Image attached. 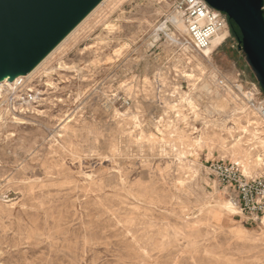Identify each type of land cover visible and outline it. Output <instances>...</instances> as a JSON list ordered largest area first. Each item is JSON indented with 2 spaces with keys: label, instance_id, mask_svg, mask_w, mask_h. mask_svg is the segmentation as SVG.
<instances>
[{
  "label": "rangeland",
  "instance_id": "rangeland-1",
  "mask_svg": "<svg viewBox=\"0 0 264 264\" xmlns=\"http://www.w3.org/2000/svg\"><path fill=\"white\" fill-rule=\"evenodd\" d=\"M147 1L151 3L149 4ZM155 1L110 0L37 73H35L29 80H24L20 87H15L14 85L11 87V84L17 79L23 80V78H25L27 74L20 76L13 81L9 80V77L4 81H0V86H3L4 84L9 85V87L4 86L0 89V137H2L0 138V202H2L0 203V227L2 228H0V247L2 248H0V264H43L40 263V261L42 260L44 261V264H61L60 261H62V264H67V262L68 264H264V227L262 224L263 219L261 224L249 223L246 218L238 212L236 203L237 196L235 192L231 188L221 185L218 180L208 171V168L212 163L218 162L223 164H230L232 162H238L243 167L244 175H246V169H248L247 172L252 176H257L264 172V144L262 145L261 142L259 143L260 140H253L254 133L257 130L259 134L256 136L264 141V123L262 125V121L257 120L258 118L256 116L246 111V108L243 107L242 101L240 99H233L230 94L221 92L220 89L212 82L214 81V75L216 73H220L219 76L223 78L227 77L226 79H230L229 81H232L234 79L233 81L241 82L245 88L249 87L251 84L258 85L254 73L248 66L246 59L242 51L240 50V36L237 30H235L236 33L232 31V23L228 21V36L226 33V39L214 49H210L209 52H206L211 60L210 64L205 60L199 58L197 54H192L187 48H185L186 46H184V39H186V36L179 33V31L169 21L172 15H177V13L174 11L176 0ZM154 8L157 10H155ZM159 25L162 26L160 27ZM172 39H175L176 43ZM169 41H171V43ZM197 59L201 60L200 62L203 65L204 71L201 70V68L198 66ZM182 67L183 69H181ZM194 70H196V72ZM194 72L196 73V75ZM189 74L193 77H186V75ZM202 76L207 79L208 82ZM210 78H213L212 81L210 80ZM149 82L151 83V85ZM165 83L167 84V86ZM204 83L207 84L206 88H204L203 86L205 85ZM200 95L204 98H201ZM111 98L113 100H111ZM138 98H140V100H138ZM106 100L109 101L107 102ZM175 100L177 102H175ZM133 102H135V104ZM187 103L190 104L188 105ZM191 103L193 105H191ZM172 106H175V108H173ZM125 110L127 113L125 112ZM233 116L236 117L233 118ZM240 118L242 119V121ZM248 122H251L252 124ZM67 123L69 126H67ZM207 123H209V125H207ZM177 127L179 128L177 129ZM243 127H245V131L247 134L242 131ZM221 128L225 129L222 131ZM225 132L227 133V135ZM68 133H70V135ZM150 134L153 137L150 136ZM231 134L233 135V137L231 136ZM91 135L93 138H91ZM195 135L197 137H195ZM237 135L238 137H236ZM209 137L211 139H209ZM224 137L227 138L225 139ZM20 138H22L23 140ZM25 138H27V140ZM112 138H114L115 140ZM121 138H123V141L121 140ZM138 138H140L141 140ZM163 138H167L166 141ZM232 138L242 140L239 142L240 146L242 145L239 150L232 151L231 149H229L230 145L228 144L232 142ZM109 141L111 142L108 143ZM140 141H143L142 144ZM190 141L191 143H189ZM30 142L33 143L31 144ZM91 143H93L94 145H91ZM113 143L116 144L115 146L117 147V149ZM150 143L151 145H149ZM178 143L181 145V147ZM226 144L229 147H225ZM174 146L175 148H173ZM59 147H61V150L59 149ZM146 147L149 150L146 149ZM73 148L76 149L74 150ZM61 151L62 154H60ZM244 153L247 154L245 155ZM103 154L105 156H103ZM246 156L247 158H245ZM14 157L16 158V161L18 160L20 162L17 161L18 163H15L16 161L15 159H13ZM178 157L181 159H178ZM32 159H34V162ZM113 161L115 162L113 163ZM178 161H181V164ZM3 162H5L6 164H4ZM44 162H46V164ZM115 163H117V165H115ZM23 164H25L26 167ZM62 165L64 168L62 167ZM88 169H90V171ZM167 171L169 173H167ZM154 172L156 177L154 176ZM189 172L192 173L190 174ZM12 175L14 177H12ZM41 175H44V177H42ZM189 176L193 178L190 179ZM28 179H30L31 181H29ZM176 179H180L181 182L179 180L177 181ZM18 180L21 182H19ZM149 180H151L152 182ZM176 181L178 183H175ZM169 184L171 187L168 186ZM131 185L134 188H132ZM196 188L198 190H196ZM16 189H18V191ZM118 190L121 191L119 192ZM20 191L22 193H19ZM90 191H92L93 194L92 192L90 194ZM140 193L143 194L141 195ZM177 193L179 194L177 195ZM50 194H52V196ZM59 194H61L63 197ZM44 196H46L47 198ZM92 198L96 200L94 201ZM142 199L144 201H142ZM199 199L202 201H200ZM180 200H182L183 202H181ZM226 201L233 202L235 210L238 212L237 214L233 215L235 217H230L226 214L221 213L219 219L213 218L212 212L214 210H217L220 202ZM108 203H110V206L108 205ZM8 204H10L11 206ZM103 205L105 206V208ZM93 207L94 209H92ZM117 208L120 209L121 212H119L120 210H118ZM64 210L65 213L63 212ZM72 210H74L75 213ZM4 212L6 215L4 214ZM26 212H28L29 214ZM85 212H87V215ZM179 212L181 213L179 214L180 216L178 215ZM56 214L58 217L57 219L55 216ZM209 214H211L210 217ZM205 216H207V218ZM75 218H77L78 220H75ZM35 219H37V221ZM67 219L69 220L67 221ZM83 220L87 224H85ZM35 221L37 223H34ZM183 221V225L185 224V228L182 227L183 225L181 224ZM39 222L41 225L39 224ZM89 222L91 224H89ZM93 222L95 224H92ZM106 223H108L109 226ZM120 224L124 229L120 226ZM218 224L221 228L218 226ZM114 225L116 226L114 227ZM136 225L140 227V231H137L139 229L138 227H136ZM218 227L219 229H217ZM9 228L10 230H8ZM100 228L102 229V231ZM106 229H109L110 232ZM162 229L164 230L162 231ZM197 229H199V231ZM167 230L168 232H166ZM172 230L176 234L172 233ZM224 230L226 232L223 233ZM29 231H31V233ZM130 231H133L134 233ZM32 233H34V235ZM140 233H142V236L139 235ZM143 234L145 236H143ZM162 234H165V236H162ZM56 236L58 237L59 241ZM207 237L208 239H206ZM210 237H212L213 239ZM169 238L171 241L169 240ZM106 239L109 241H107ZM114 239L116 240L114 241ZM138 241L142 242L140 243ZM28 243H30V245H28ZM150 243H152L153 245H151ZM125 244L128 246H126ZM164 244H166V247L164 246ZM221 244H223V246ZM230 244L232 245V247ZM5 245L6 247H4ZM35 245L37 246L35 247ZM130 246L132 247L130 248ZM159 246L161 247V249L159 248ZM141 247H146L144 248L145 251L144 249H140ZM147 247V251L150 253L146 251ZM124 249H126L127 251ZM90 251H92V253ZM211 252L215 253L212 254ZM144 254L146 256H144ZM206 255L208 257H206ZM135 257H137V259H135ZM205 258L207 260H205ZM90 259L92 260V262ZM26 260L31 261V263H28ZM36 260L39 262H37Z\"/></svg>",
  "mask_w": 264,
  "mask_h": 264
},
{
  "label": "water",
  "instance_id": "water-1",
  "mask_svg": "<svg viewBox=\"0 0 264 264\" xmlns=\"http://www.w3.org/2000/svg\"><path fill=\"white\" fill-rule=\"evenodd\" d=\"M99 0H0V81L27 74ZM240 34V50L264 93L263 0H204Z\"/></svg>",
  "mask_w": 264,
  "mask_h": 264
},
{
  "label": "built area",
  "instance_id": "built-area-1",
  "mask_svg": "<svg viewBox=\"0 0 264 264\" xmlns=\"http://www.w3.org/2000/svg\"><path fill=\"white\" fill-rule=\"evenodd\" d=\"M174 11L184 25V45L191 53L204 54L209 51L217 34L226 32L228 36L226 15L210 7L204 0H176ZM22 82L20 79L14 86L20 87ZM214 84L233 99H241L246 110L264 123V93L259 85L251 84L245 88L241 82L229 81L217 73ZM208 171L221 185L235 192L238 212L249 223L261 224L264 218V172L257 176H246L238 162L212 163Z\"/></svg>",
  "mask_w": 264,
  "mask_h": 264
},
{
  "label": "bare ground",
  "instance_id": "bare-ground-1",
  "mask_svg": "<svg viewBox=\"0 0 264 264\" xmlns=\"http://www.w3.org/2000/svg\"><path fill=\"white\" fill-rule=\"evenodd\" d=\"M110 0H99L89 11H87L66 33H65V35H63V37H61V39H59V41H57L56 43H55V45L46 53V55L27 73V76L25 77V78H23V81L24 80H29L35 73H37L95 14H97V12L107 3V2H109ZM155 1V0H154ZM158 1V0H157ZM166 1V0H165ZM148 2V1H147ZM156 2V1H155ZM149 4L151 3V2H148ZM158 3V2H157ZM153 5V4H152ZM145 6V5H144ZM143 6V7H144ZM151 7V6H150ZM137 9V8H136ZM155 9V8H154ZM155 10H157V9H155ZM142 11V10H141ZM152 12V11H151ZM155 12V11H154ZM158 14V13H157ZM140 15V14H139ZM138 15V16H139ZM152 15H154V14H152ZM123 16V15H122ZM141 17V16H140ZM156 17V16H155ZM154 17V18H155ZM152 18V17H151ZM142 20V19H141ZM155 20V19H154ZM95 21V20H94ZM169 21L171 22V24H173L174 25V27L179 31V33H181V34H186L185 33V28H184V25L182 24V22H181V20H180V18H179V16L178 15H172L171 17H170V19H169ZM139 22V21H138ZM150 22V21H149ZM102 25H103V23H102ZM138 25V24H137ZM143 26V25H142ZM160 26V25H159ZM162 26V25H161ZM160 26V27H161ZM121 27V26H120ZM107 28V27H106ZM114 28V27H113ZM122 28V27H121ZM141 28V27H140ZM97 29V28H96ZM142 29V28H141ZM154 29V28H153ZM156 29V28H155ZM107 30V29H106ZM111 30V29H110ZM105 31V30H104ZM156 33V32H155ZM91 34V33H90ZM225 34H226V32H224V33H221V34H217L216 36H215V38L213 39V41H212V47H211V49H214L216 46H218L224 39H225ZM174 35V34H173ZM179 36V35H178ZM168 37V36H167ZM172 38V37H171ZM105 39V38H104ZM100 40V39H99ZM170 40V39H169ZM173 40V39H172ZM173 41H175V39L173 40ZM101 42V41H100ZM170 43H171V41H169ZM175 43H176V41H175ZM91 45V44H90ZM89 45V46H90ZM169 45V44H168ZM106 46V45H105ZM185 46V45H184ZM74 47H75V45H74ZM87 47V46H86ZM186 48V47H185ZM81 49V48H80ZM85 49V48H84ZM97 49V48H96ZM107 49V48H106ZM94 50V49H93ZM182 50V49H181ZM64 51V50H63ZM88 51V50H87ZM106 51V50H105ZM187 51V50H186ZM79 52V51H78ZM95 52V51H94ZM206 52H209V51H206ZM206 52H204V54H197L198 55V57L199 58H201V59H203V60H205L206 62H208V63H210V58L208 57V55L206 54ZM81 53V52H80ZM186 53V52H185ZM78 54V53H77ZM98 54V53H97ZM184 54V53H183ZM191 54V53H190ZM193 54V53H192ZM191 54V55H192ZM89 55V54H88ZM186 55V54H185ZM85 56V55H84ZM104 56V55H103ZM190 56V55H189ZM195 57H197V56H195ZM79 58V57H78ZM184 58V57H183ZM93 59V58H92ZM185 59V58H184ZM60 60V59H59ZM85 60V59H84ZM83 60V61H84ZM91 60V59H90ZM193 60H195V59H193ZM82 61V60H81ZM183 61V60H182ZM201 60H199V59H197V64H198V66L201 68V70H203V65H202V63L200 62ZM62 62V61H61ZM100 62V61H99ZM180 63V62H179ZM205 63V62H204ZM75 64H77V63H75ZM184 64V63H183ZM187 64V63H186ZM211 64V63H210ZM58 65V64H57ZM189 65V64H188ZM56 66V65H55ZM54 66V67H55ZM71 66V65H70ZM186 66V65H185ZM181 67V66H180ZM148 68V67H147ZM175 68H177V67H175ZM181 69H183V67L181 68ZM195 69H196V67H195ZM207 69V68H206ZM150 70V69H149ZM210 70V69H209ZM217 70H219V69H217ZM216 70V71H217ZM177 71V70H176ZM175 71V72H176ZM180 71V70H179ZM190 71H191V69H190ZM195 72H196V70H194ZM204 71V70H203ZM212 71V70H211ZM145 72V71H144ZM194 72V73H195ZM214 72V71H213ZM75 73H76V71H75ZM185 73V72H184ZM193 73V72H192ZM204 73V72H203ZM206 73V72H205ZM211 73V72H210ZM216 73V72H215ZM233 73V72H232ZM153 74V73H152ZM158 74V73H157ZM183 74V73H182ZM202 74V73H201ZM220 74V73H219ZM218 74V75H219ZM149 75V74H148ZM154 75V74H153ZM195 75H196V73H195ZM200 75V74H199ZM166 76V75H165ZM201 76V75H200ZM82 77V76H81ZM147 77V76H146ZM156 77V76H155ZM167 77V76H166ZM186 77H188V78H191V77H193L192 75H186ZM203 77V76H202ZM211 77V76H210ZM234 77V76H233ZM8 78V76H6V77H4L3 78V80L2 81H4V80H6ZM127 78V77H126ZM162 78V77H161ZM165 78V77H164ZM183 78V77H182ZM195 78V77H194ZM204 78V77H203ZM227 78V77H226ZM47 79V78H46ZM111 79V78H110ZM125 79V78H124ZM205 79V78H204ZM212 79L213 78H210V80L212 81ZM20 79H17L15 82H13L12 84H11V87L13 86V85H15V83L17 82V81H19ZM149 80V79H148ZM155 80V79H154ZM159 80H161V79H159ZM192 80V79H191ZM206 81H207V79H205ZM227 80H230V79H227ZM234 80V79H233ZM232 80V81H233ZM163 81V80H162ZM165 81V80H164ZM170 81V80H169ZM188 81V80H187ZM205 81V82H206ZM210 81V82H211ZM138 82V81H137ZM153 82V81H152ZM157 82V81H156ZM168 82V81H167ZM166 82V83H167ZM186 82V81H185ZM202 82V81H201ZM208 82V81H207ZM213 83H214V81H212ZM141 83V82H140ZM150 83V82H149ZM159 83H160V81H159ZM163 83V82H162ZM165 83V84H166ZM124 84V83H123ZM135 84V83H134ZM148 84V83H147ZM203 84V83H202ZM205 85H203L204 86V88H206L207 87V84L206 83H204ZM129 85V84H128ZM149 85V84H148ZM150 85H151V83H150ZM156 85V84H155ZM161 85V84H160ZM169 85V84H168ZM4 86H6V87H9V85L8 84H4L3 86H0V89H1V87H4ZM131 86V85H130ZM140 86V85H139ZM166 86H167V84H166ZM211 87V86H210ZM108 88V87H107ZM124 88V87H123ZM129 88V87H128ZM162 88V87H161ZM169 88V87H168ZM196 88V87H195ZM105 89V88H104ZM143 89H144V87H143ZM149 89V88H148ZM152 89V88H151ZM193 89V88H192ZM158 90V89H157ZM189 90V89H188ZM195 90V89H194ZM200 90V89H199ZM207 90V89H206ZM209 90H210V88H209ZM216 90V89H215ZM1 91V90H0ZM123 91V90H122ZM146 91V90H145ZM151 91V90H150ZM174 91V90H173ZM204 91V90H203ZM212 91V90H211ZM125 92V91H124ZM161 92V91H160ZM178 92V91H177ZM197 92V91H196ZM114 93V92H113ZM135 93V92H134ZM139 93V92H138ZM179 93V92H178ZM189 93V92H188ZM201 93V92H200ZM213 93V92H212ZM130 94V93H129ZM137 94V93H136ZM148 94V93H147ZM198 94V93H197ZM206 94V93H205ZM229 94V93H228ZM139 95V94H138ZM179 95V94H178ZM207 95V94H206ZM211 95V94H210ZM140 96V95H139ZM156 96V95H155ZM181 96V95H180ZM208 96H209V94H208ZM215 96V95H214ZM222 96H224V95H222ZM226 96V95H225ZM164 97V96H163ZM200 97H201V95H200ZM207 97V96H206ZM132 98V97H131ZM130 98V99H131ZM162 98V97H161ZM180 98V97H179ZM193 98V97H192ZM201 98H204V97H201ZM211 98V97H210ZM218 98V97H217ZM222 98V97H221ZM33 99V98H32ZM116 99V98H115ZM126 99V98H125ZM156 99V98H155ZM181 99V98H180ZM196 99H197V97H196ZM209 99V98H208ZM212 99V98H211ZM231 99V98H230ZM111 100H113L112 98H111ZM138 100H140V98H138ZM157 100V99H156ZM160 100V99H159ZM213 100V99H212ZM216 100V99H215ZM241 100V99H240ZM107 101V100H106ZM105 101V102H106ZM109 101V100H108ZM107 101V102H108ZM162 101V100H161ZM184 101V100H183ZM195 101H197V100H195ZM139 102H142V101H139ZM138 102V103H139ZM166 102V101H165ZM175 102H177L176 100H175ZM190 102V101H189ZM200 102V101H199ZM213 102V101H212ZM217 102V101H216ZM134 104H135V102H133ZM159 103V102H158ZM193 103H195V102H193ZM211 103V102H210ZM227 103V102H226ZM237 103H238V101H237ZM241 103V102H240ZM105 104H108V103H105ZM111 104V103H110ZM133 104V105H134ZM141 104V103H140ZM164 104V103H163ZM178 104H179V102H178ZM188 104V103H187ZM190 104V103H189ZM188 104V105H189ZM198 104V103H197ZM201 104V103H200ZM216 104V103H215ZM229 104H231V103H229ZM31 105V104H30ZM151 105V104H150ZM149 105V106H150ZM170 105V104H169ZM191 105H193L192 103H191ZM199 105V104H198ZM164 106V105H163ZM166 106V105H165ZM206 106H209V105H206ZM113 107V106H112ZM167 107H169V106H167ZM173 107V106H172ZM217 107V106H216ZM244 107V106H243ZM0 108H1V103H0ZM107 108V107H106ZM132 108H133V106H132ZM139 108V107H138ZM148 108V107H147ZM163 108V107H162ZM171 108V107H170ZM173 108H175V106L173 107ZM177 108V107H176ZM195 108V107H194ZM210 108H211V106H210ZM214 108V107H213ZM161 109V108H160ZM167 109H169V108H167ZM218 109V108H217ZM237 109H239V108H237ZM108 110V109H107ZM114 110V109H113ZM128 110V109H127ZM180 110V109H179ZM203 110H204V108H203ZM206 110V109H205ZM209 110V109H208ZM242 110V109H241ZM119 111H120V109H119ZM144 111V110H143ZM175 111V110H174ZM173 111V112H174ZM181 111V110H180ZM192 111V110H191ZM213 111V110H212ZM216 111V110H215ZM247 111V110H246ZM245 111V112H246ZM123 112V111H122ZM125 112H126V110H125ZM134 112V111H133ZM137 112V111H136ZM142 112V111H141ZM163 112V111H162ZM167 112V111H166ZM178 112V111H177ZM232 112H233V110H232ZM231 112V113H232ZM242 112V111H241ZM127 113V112H126ZM170 113V112H169ZM196 113V112H195ZM226 113V112H225ZM21 114V113H20ZM124 114V113H123ZM140 114V113H139ZM218 114V113H217ZM227 114H228V111H227ZM28 115V114H27ZM33 115V114H32ZM112 115V114H111ZM119 115V114H118ZM138 115V114H137ZM168 115V114H167ZM30 116V115H29ZM50 116V115H49ZM53 116V115H52ZM125 116V115H124ZM143 116V115H142ZM177 116V115H176ZM246 116V115H245ZM118 117V116H117ZM129 117V116H128ZM133 117V116H132ZM134 117H136V116H134ZM234 117H236V116H233V118ZM253 117V116H252ZM120 118V117H119ZM136 118H138V117H136ZM141 118V117H140ZM170 118V117H169ZM177 118V117H176ZM215 118V117H214ZM222 118V117H221ZM230 118H232V117H230ZM229 118V119H230ZM238 118V117H237ZM11 119V118H10ZM48 119V118H47ZM219 119V118H218ZM241 119V118H240ZM253 119V118H252ZM67 120V119H66ZM160 120V119H159ZM171 120V119H170ZM222 120V119H221ZM246 120V119H245ZM256 120V119H255ZM257 120H259V119H257ZM59 121V120H58ZM118 121V120H117ZM125 121V120H124ZM124 121H122V122H124ZM227 121V120H226ZM237 121V120H236ZM241 121H242V119H241ZM43 122V121H42ZM72 122V121H71ZM74 122V121H73ZM119 122V121H118ZM135 122V121H134ZM161 122V121H160ZM164 122V121H163ZM252 122H254V121H252ZM39 123V122H38ZM136 123V122H135ZM134 123V124H135ZM156 123V122H155ZM167 123V122H166ZM247 123V122H246ZM248 123H251V122H248ZM8 124V123H7ZM40 124H41V122H40ZM46 124V123H45ZM79 124V123H78ZM116 124V123H115ZM118 124H120V123H118ZM117 124V125H118ZM125 124V123H124ZM157 124V123H156ZM172 124V123H171ZM225 124V123H224ZM252 124V123H251ZM250 124V125H251ZM261 124V123H260ZM10 125H12V124H10ZM43 125V124H42ZM71 125V124H70ZM112 125V124H111ZM178 125V124H177ZM204 125V124H203ZM206 125V124H205ZM207 125H209V123H207ZM244 125V124H243ZM257 125H259V124H257ZM262 125H263V123H262ZM67 126H69L68 125V123H67ZM142 126V125H141ZM217 126V125H216ZM236 126V125H235ZM238 126V125H237ZM247 126V125H246ZM249 126V125H248ZM6 127V126H5ZM15 127V126H14ZM63 127V126H62ZM61 127V128H62ZM116 127V126H115ZM119 127V126H118ZM155 127V126H154ZM164 127V126H163ZM209 127H211V126H209ZM220 127V126H219ZM241 127V126H240ZM239 127V128H240ZM250 127V126H249ZM13 128V127H12ZM43 128V127H42ZM56 128H57V126H56ZM74 128H76V127H74ZM114 128V127H113ZM117 128V127H116ZM137 128V127H136ZM160 128V127H159ZM179 127H177V129H178ZM216 128V127H215ZM214 128V129H215ZM230 128V127H229ZM244 128V129H243ZM242 128V131L244 132V133H246V131H245V127H243ZM6 129V128H5ZM54 129V128H53ZM90 129V128H89ZM88 129V130H89ZM92 129V128H91ZM183 129V128H182ZM213 129V128H212ZM222 129V128H221ZM225 129V128H224ZM224 129H222V131L224 130ZM241 129V128H240ZM1 130V129H0ZM42 130H44V129H42ZM59 130H61V129H59ZM64 130H66V129H64ZM95 130V129H94ZM111 130V129H110ZM113 130V129H112ZM147 130V129H146ZM162 130V129H161ZM184 130V129H183ZM249 130V129H248ZM251 130H252V128H251ZM19 131H21V130H19ZM68 131V130H67ZM122 131V130H121ZM125 131V130H124ZM128 131V130H127ZM126 131V132H127ZM141 131V130H140ZM158 131V130H157ZM189 131V130H188ZM194 131V130H193ZM229 131H231V130H229ZM250 131V130H249ZM248 131V132H249ZM254 131V130H253ZM252 131V132H253ZM66 132V131H65ZM116 132V131H115ZM130 132V131H129ZM132 132H134V131H132ZM167 132V131H166ZM165 132V133H166ZM170 132V131H169ZM186 132V131H185ZM190 132H192V131H190ZM209 132H210V130H209ZM208 132V133H209ZM217 132V131H216ZM241 132V131H240ZM242 132V133H243ZM4 133V132H3ZM18 133V132H17ZM41 133V132H40ZM54 133V132H53ZM56 133V132H55ZM62 133V132H61ZM71 133V132H70ZM70 133H68L69 135H70ZM94 133V132H93ZM159 133H162V132H159ZM171 133V132H170ZM176 133V132H175ZM207 133V132H206ZM226 133V132H225ZM233 133V132H232ZM238 133V132H237ZM262 133H263V131H262ZM26 134V133H25ZM32 134V133H31ZM30 134V135H31ZM35 134H37V133H35ZM60 134V133H59ZM97 134V133H96ZM118 134V133H117ZM122 134V133H121ZM127 134V133H126ZM129 134H131V133H129ZM137 134V133H136ZM157 134H158V132H157ZM181 134V133H180ZM195 134V133H194ZM200 134V133H199ZM210 134V133H209ZM236 134V133H235ZM247 134V133H246ZM259 134V132L256 130L255 131V133H254V138H253V140L254 141H259V143L261 142V144L263 145L264 144V141L262 140V139H259L256 135H258ZM21 135V134H20ZM29 135V136H30ZM72 135V134H71ZM84 135H86V134H84ZM94 135V134H93ZM111 135V134H110ZM155 135V134H154ZM160 135V134H159ZM159 135H158V137H159ZM166 135V134H165ZM184 135V134H183ZM190 135V134H189ZM193 135V134H192ZM208 135V134H207ZM214 135H216V134H214ZM226 135H227V133H226ZM241 135V134H240ZM3 136V135H2ZM33 136H35V135H33ZM32 136V137H33ZM42 136H43V134H42ZM65 136V135H64ZM96 136V135H95ZM108 136V135H107ZM115 136V135H114ZM135 136V135H134ZM150 136H152L151 134H150ZM156 136V135H155ZM161 136V135H160ZM225 136V135H224ZM230 136V135H229ZM231 136L233 137V135L231 134ZM250 136V135H249ZM253 136V135H252ZM50 137V136H49ZM59 137V136H58ZM82 137V136H81ZM86 137V136H85ZM127 137V136H126ZM153 137V136H152ZM171 137V136H170ZM184 137V136H183ZM190 137V136H189ZM195 137H197L196 135H195ZM200 137V136H199ZM219 137H220V135H219ZM222 137H223V135H222ZM236 137H238V135L236 136ZM242 137V136H241ZM245 137H246V135H245ZM244 137V138H245ZM0 138H2V137H0ZM16 138V137H15ZM28 138V137H27ZM27 138H25L26 140H27ZM30 138V137H29ZM39 138V137H38ZM65 138V137H64ZM63 138V139H64ZM91 138H93L92 137V135H91ZM110 138V137H109ZM115 138V137H114ZM114 138H112V139H114ZM135 138V137H134ZM168 138V137H167ZM166 138V139H167ZM215 138V137H214ZM225 138V137H224ZM227 138V137H226ZM225 138V139H226ZM235 138V137H234ZM239 138H240V136H239ZM261 138V137H260ZM264 138V137H263ZM20 139H22V138H20ZM33 139V138H32ZM36 139V138H35ZM41 139V138H40ZM48 139V138H47ZM66 139V138H65ZM96 139V138H95ZM138 139H140V138H138ZM161 139V138H160ZM163 139H165V138H163ZM166 139H165V141H166ZM178 139V138H177ZM190 139V138H189ZM197 139V138H196ZM202 139V138H201ZM209 139H211L210 137H209ZM219 139V138H218ZM223 139V138H222ZM233 139V138H232ZM231 139V143H229L228 145H230V147L226 144L225 145V147L226 146H228L229 147V149H231L232 151H234V150H239L240 148H241V146H240V144H239V142L240 141H242V140H239V139H233L232 140ZM247 139H249V138H247ZM23 140V139H22ZM62 140V139H61ZM94 140V139H93ZM98 140H99V138H98ZM109 140H111V139H109ZM115 140V139H114ZM121 140L123 141V138H121ZM141 140V139H140ZM180 140H182V139H180ZM194 140V139H193ZM203 140H204V138H203ZM206 140V139H205ZM217 140V139H216ZM9 141V140H8ZM25 141V140H24ZM35 141V140H34ZM40 141V140H39ZM41 141H43V140H41ZM46 141V140H45ZM51 141V140H50ZM63 141V140H62ZM67 141H68V139H67ZM72 141V140H71ZM103 141V140H102ZM107 141V140H106ZM105 141V142H106ZM144 141V140H143ZM142 141V142H143ZM157 141V140H156ZM184 141V140H183ZM6 142V141H5ZM4 142V143H5ZM57 142V141H56ZM88 142H89V140H88ZM101 142V141H100ZM111 141H109L108 143H110ZM131 142V141H130ZM141 142V141H140ZM142 142H141V144H142ZM161 142V141H160ZM167 142H168V140H167ZM175 142V141H174ZM178 142V141H177ZM182 142V141H181ZM185 142H186V140H185ZM208 142V141H207ZM218 142V141H217ZM9 143V142H8ZM16 143V142H15ZM29 143V142H28ZM31 143V142H30ZM33 143V142H32ZM31 143V144H32ZM49 143V142H48ZM53 143V142H52ZM79 143V142H78ZM85 143H87V142H85ZM103 143V142H102ZM101 143V144H102ZM118 143H120V142H118ZM124 143V142H123ZM128 143V142H127ZM126 143V144H127ZM157 143V142H156ZM155 143V144H156ZM163 143V142H162ZM166 143V142H165ZM171 143V142H170ZM183 143V142H182ZM189 143H191V141L189 142ZM201 143V142H200ZM203 143H204V141H203ZM246 143V142H245ZM251 143V142H250ZM82 144V143H81ZM93 143H91V145H92ZM106 144V143H105ZM114 144V146L116 145L115 143H113ZM121 144H122V142H121ZM159 144H161V143H159ZM179 144V143H178ZM252 144V143H251ZM52 145V144H51ZM54 145V144H53ZM94 145V144H93ZM104 145V144H103ZM118 145V144H117ZM124 145V144H123ZM130 145V144H129ZM137 145H140V144H137ZM146 145H148V144H146ZM149 145H151V143L149 144ZM174 145V144H173ZM180 145V144H179ZM185 145H186V143H185ZM197 145V144H196ZM243 145H245V144H243ZM11 146V145H10ZM29 146V145H28ZM113 146V145H112ZM132 146V145H131ZM153 146V145H152ZM155 146V145H154ZM170 146V145H169ZM214 146V145H213ZM224 146V145H223ZM252 146V145H251ZM40 147V146H39ZM58 147V146H57ZM56 147V148H57ZM63 147H64V145H63ZM67 147V146H66ZM72 147V146H71ZM85 147H86V145H85ZM99 147V146H98ZM97 147V148H98ZM109 147H110V145H109ZM116 147V146H115ZM124 147V146H123ZM137 147V146H136ZM145 147V146H144ZM177 147V146H176ZM180 147H181V145H180ZM188 147V146H187ZM192 147V146H191ZM220 147V146H219ZM227 147V148H228ZM255 147V146H254ZM14 148H15V146H14ZM41 148V147H40ZM54 148V147H53ZM61 147H59V149H60ZM107 148V147H106ZM119 148V147H118ZM153 148V147H152ZM156 148H158V147H156ZM173 148H175V146L173 147ZM190 148V147H189ZM193 148V147H192ZM244 148V147H243ZM242 148V149H243ZM252 148V147H251ZM259 148V147H258ZM262 148V147H261ZM260 148V149H261ZM58 149V148H57ZM66 149V148H65ZM74 150L76 149V148H73ZM96 149V148H95ZM116 149H117V147H116ZM146 149H148L147 147H146ZM168 149V148H167ZM166 149V150H167ZM171 149V148H170ZM182 149V148H181ZM195 149V148H194ZM210 149V148H209ZM218 149H220V148H218ZM229 149H227V150H229ZM4 150V149H3ZM9 150H10V148H9ZM49 150V149H48ZM55 150V149H54ZM61 150V149H60ZM71 150H72V148H71ZM82 150V149H81ZM86 150H88V149H86ZM106 150V149H105ZM136 150V149H135ZM149 150V149H148ZM178 150V149H177ZM191 150V149H190ZM244 150V149H243ZM257 150V149H256ZM98 151H99V149H98ZM97 151V152H98ZM103 151V150H102ZM107 151V150H106ZM117 151V150H116ZM120 151V150H119ZM123 151V150H122ZM122 151H121V154H122ZM152 151V150H151ZM150 151V152H151ZM168 151V150H167ZM249 151V150H248ZM251 151H253V150H251ZM258 151V150H257ZM262 151H263V149H262ZM14 152V151H13ZM48 152V151H47ZM55 152V151H54ZM74 152V151H73ZM88 152V151H87ZM175 152V151H174ZM223 152V151H222ZM237 152V151H236ZM4 153V152H3ZM2 153V154H3ZM31 153V152H30ZM34 153V152H33ZM66 153V152H65ZM79 153V152H78ZM78 153H76V154H78ZM91 153V152H90ZM129 153H130V151H129ZM133 153V152H132ZM131 153V154H132ZM152 153V152H151ZM178 153V152H177ZM181 153V152H180ZM225 153H227V152H225ZM251 153V152H250ZM263 153V152H262ZM13 154V153H12ZM19 154V153H18ZM17 154V155H18ZM60 154H62V151H61V153ZM70 154V153H69ZM99 154V153H98ZM112 154V153H111ZM135 154V153H134ZM147 154V153H146ZM164 154H165V152H164ZM170 154V153H169ZM168 154V155H169ZM222 154V153H221ZM231 154V153H230ZM245 154V153H244ZM247 154V153H246ZM245 154V155H246ZM257 154H258V152H257ZM8 155V154H7ZM14 155H16V154H14ZM33 155V154H32ZM31 155V156H32ZM41 155V154H40ZM128 155V154H127ZM126 155V156H127ZM182 155V154H181ZM223 155V154H222ZM250 155V154H249ZM23 156V155H22ZM49 156V155H48ZM52 156V155H51ZM50 156V157H51ZM58 156H59V153H58ZM71 156V155H70ZM82 156V155H81ZM81 156H79V157H81ZM102 156V155H101ZM103 156H105L104 154H103ZM113 156V155H112ZM115 156V155H114ZM125 156V157H126ZM133 156V155H132ZM135 156V155H134ZM159 156V155H158ZM166 156V155H165ZM184 156V155H183ZM231 156V155H230ZM5 157V156H4ZM36 157H37V155H36ZM73 157V156H72ZM122 157V156H121ZM250 157V156H249ZM248 157V158H249ZM9 158V157H8ZM55 158V157H54ZM63 158V157H62ZM76 158V157H75ZM88 158V157H87ZM93 158V157H92ZM103 158V157H102ZM114 158V157H113ZM136 158V157H135ZM140 158V157H139ZM141 158H143V157H141ZM146 158V157H145ZM153 158V157H152ZM159 158V157H158ZM175 158V157H174ZM245 158H247V156L245 157ZM252 158V157H251ZM2 159V158H1ZM13 159H15V161H16V158L14 157ZM60 159V158H59ZM72 159V158H71ZM104 159H106V158H104ZM110 159V158H109ZM129 159V158H128ZM178 159H181V158H179L178 157ZM223 159V158H222ZM258 159V158H257ZM6 160H7V158H6ZM20 160V159H19ZM31 160V159H30ZM33 160V162H34V159H32ZM50 160H52V159H50ZM54 160V159H53ZM79 160V159H78ZM82 160V159H81ZM99 160V159H98ZM141 160V159H140ZM145 160V159H144ZM177 160V159H176ZM244 160V159H243ZM250 160V159H249ZM248 160V161H249ZM1 161V160H0ZM11 161V160H10ZM13 161V160H12ZM18 161V160H17ZM15 162V163H18V162H20V161H18V162ZM38 161H39V159H38ZM56 161V160H55ZM60 161V160H59ZM70 161V160H69ZM76 161V160H75ZM122 161V160H121ZM138 161V160H137ZM151 161V160H150ZM149 161V162H150ZM183 161V160H182ZM239 161V160H238ZM36 162V161H35ZM42 162V161H41ZM48 162H49V159H48ZM57 162V161H56ZM78 162V161H77ZM115 161H113V163H114ZM130 162V161H129ZM135 162V161H134ZM143 162V161H142ZM148 162V163H149ZM158 162V161H157ZM160 162H162V161H160ZM179 162V161H178ZM181 162V161H180ZM179 162V163H180ZM253 162V161H252ZM4 164H6L5 162H3ZM45 164H46V162H44ZM74 163V162H73ZM80 163V162H79ZM177 163V162H176ZM254 163V162H253ZM263 163V162H262ZM2 164V163H1ZM8 164V163H7ZM54 164V163H53ZM131 164H132V161H131ZM130 164V165H131ZM150 164V163H149ZM169 164V163H168ZM181 164V163H180ZM179 164V165H180ZM185 164H186V162H185ZM189 164V163H188ZM249 164V163H248ZM24 166H25V164H23ZM115 165H117V163H115ZM134 165V164H133ZM142 165V164H141ZM148 165V164H147ZM161 165V164H160ZM164 165H165V163H164ZM174 165V164H173ZM178 165V166H179ZM251 165V164H250ZM252 165H254V164H252ZM264 165V164H263ZM22 166V165H21ZM41 166V165H40ZM92 166V165H91ZM122 166V165H121ZM129 166V165H128ZM136 166V165H135ZM153 166V165H152ZM176 166V165H175ZM262 166V165H261ZM26 167V166H25ZM62 167H63V165H62ZM78 167H80V166H78ZM93 167V166H92ZM91 167V168H92ZM140 167V166H139ZM161 167V166H160ZM250 167H252V166H250ZM15 168H16V166H15ZM51 168V167H50ZM59 168V167H58ZM64 168V167H63ZM63 168H61V169H63ZM172 168V167H171ZM178 168V167H177ZM254 168V167H253ZM259 168V167H258ZM23 169V168H22ZM55 169V168H54ZM53 169V170H54ZM67 169V168H66ZM79 169V168H78ZM128 169V168H127ZM152 169V168H151ZM176 169V168H175ZM186 169H187V167H186ZM250 169V168H249ZM89 171H90V169H88ZM135 170V169H134ZM144 170V169H143ZM198 170V169H197ZM247 170L248 169H246L245 170V174L247 175V176H252V175H250L248 172H247ZM21 171V170H20ZM23 171V170H22ZM86 171V170H85ZM84 171V172H85ZM107 171V170H106ZM114 171V170H113ZM141 171V170H140ZM168 171H171V170H168ZM167 171V173H169ZM176 171V170H175ZM251 171V170H250ZM2 172V171H1ZM64 172V171H63ZM149 172V171H148ZM151 172V171H150ZM258 172V171H257ZM8 173V172H7ZM19 173V172H18ZM17 173V174H18ZM27 173H28V171H27ZM46 173V172H45ZM47 173H48V171H47ZM50 173H51V171H50ZM140 173H142V172H140ZM181 173H182V171H181ZM190 173V172H189ZM192 173V172H191ZM190 173V174H191ZM24 174H26V173H24ZM61 174V173H60ZM70 174V173H69ZM111 174V173H110ZM114 174V173H113ZM149 174V173H148ZM152 174V173H151ZM256 174V173H255ZM14 175H16V174H14ZM51 175V174H50ZM62 175V174H61ZM117 175V174H116ZM158 175V174H157ZM175 175V174H174ZM187 175V174H186ZM4 176V175H3ZM18 176H20V175H18ZM23 176V175H22ZM42 176V175H41ZM60 176V175H59ZM113 176V175H112ZM136 176V175H135ZM154 176H155V172H154ZM167 176V175H166ZM183 176V175H182ZM185 176V175H184ZM256 176V175H255ZM5 177V176H4ZM3 177V178H4ZM12 177H14L13 175H12ZM29 177V176H28ZM33 177V176H32ZM37 177V176H36ZM42 177H44V175L42 176ZM99 177V176H98ZM109 177V176H108ZM116 177V176H115ZM139 177H141V176H139ZM156 177V176H155ZM154 177V178H155ZM179 177H180V175H179ZM24 178V177H23ZM27 178V177H26ZM34 178H35V176H34ZM41 178V177H40ZM62 178V177H61ZM89 178V177H88ZM93 178V177H92ZM124 178V177H123ZM129 178V177H128ZM144 178V177H143ZM182 178V177H181ZM189 178L190 179H192L190 176H189ZM198 178V177H197ZM1 179V178H0ZM15 179V178H14ZM21 179V178H20ZM25 179V178H24ZM105 179V178H104ZM109 179H111V178H109ZM166 179V178H165ZM184 179H187V178H184ZM195 179V178H194ZM29 181H31L30 179H28ZM38 180V179H37ZM84 180V179H83ZM96 180V179H95ZM106 180H108V179H106ZM121 180H123V179H121ZM138 180V179H137ZM177 181L179 180L180 181V179H176ZM182 180V179H181ZM201 180H203V179H201ZM205 180V179H204ZM19 181V180H18ZM33 181V180H32ZM45 181V180H44ZM91 181V180H90ZM89 181V182H90ZM102 181V180H101ZM127 181V180H126ZM149 181H151V180H149ZM158 181V180H157ZM175 182V183H178V182ZM183 181V180H182ZM189 181V180H188ZM187 181V182H188ZM13 182V181H12ZM19 182H21V181H19ZM28 182V181H27ZM76 182V181H75ZM81 182V181H80ZM85 182V181H84ZM110 182V181H109ZM128 182V181H127ZM136 182H138V181H136ZM140 182V181H139ZM148 182V181H147ZM152 182V181H151ZM150 182V183H151ZM168 182V181H167ZM171 182V181H170ZM181 182V181H180ZM30 183V182H29ZM28 183V184H29ZM33 183V182H32ZM58 183V182H57ZM93 183V182H92ZM91 183V184H92ZM104 183V182H103ZM118 183V182H117ZM126 183V182H125ZM141 183V182H140ZM149 183V182H148ZM172 183V182H171ZM202 183V182H201ZM27 184V183H26ZM134 184V183H133ZM145 184V183H144ZM155 184V183H154ZM183 184V183H182ZM181 184V185H182ZM39 185V184H38ZM45 185V184H44ZM69 185V184H68ZM98 185V184H97ZM107 185V184H106ZM120 185H121V183H120ZM141 185V184H140ZM157 185V184H156ZM176 185V184H175ZM202 185V184H201ZM206 185H207V183H206ZM22 186H24V185H22ZM76 186V185H75ZM108 186V185H107ZM124 186V185H123ZM127 186V185H126ZM132 186V185H131ZM168 186H170V184L168 185ZM189 186V185H188ZM187 186V187H188ZM204 186V185H203ZM11 187V186H10ZM77 187V186H76ZM93 187V186H92ZM97 187V186H96ZM104 187V186H103ZM117 187V186H116ZM136 187H138V186H136ZM147 187V186H146ZM171 187V186H170ZM186 187V188H187ZM194 187H195V184H194ZM7 188V187H6ZM12 188H13V186H12ZM41 188V187H40ZM127 188V187H126ZM129 188V187H128ZM132 188H134L133 186H132ZM145 188V187H144ZM152 188H154V187H152ZM156 188V187H155ZM165 188V187H164ZM185 188V189H186ZM4 189V188H3ZM14 189H15V187H14ZM20 189V188H19ZM58 189V188H57ZM56 189V190H57ZM86 189V188H85ZM91 189V188H90ZM183 189V188H182ZM194 189V188H193ZM5 190V189H4ZM17 191H18V189H16ZM109 190V189H108ZM124 190V189H123ZM135 190V189H134ZM184 190V189H183ZM191 190V189H190ZM196 190H198L197 188H196ZM208 190V189H207ZM212 190V189H211ZM40 191V190H39ZM66 191V190H65ZM88 191V190H87ZM100 191V190H99ZM113 191H114V189H113ZM112 191V192H113ZM119 191V190H118ZM121 191V190H120ZM119 191V192H120ZM154 191V190H153ZM152 191V192H153ZM158 191V190H157ZM163 191V190H162ZM210 191V190H209ZM3 192V191H2ZM15 192V191H14ZM91 192L92 191H90V194H91ZM98 192V191H97ZM111 192V193H112ZM123 192V191H122ZM139 192H141V191H139ZM197 192V191H196ZM4 193H5V191H4ZM19 193H22L21 191L19 192ZM40 193V192H39ZM45 193V192H44ZM49 193V192H48ZM52 193V192H51ZM64 193H66V192H64ZM70 193V192H69ZM94 193H96V192H94ZM137 193V192H136ZM188 193V192H187ZM212 193V192H211ZM31 194V193H30ZM38 194V193H37ZM46 194V193H45ZM78 194V193H77ZM79 194H80V192H79ZM92 194H93V192H92ZM126 194V193H125ZM141 194V193H140ZM143 194V193H142ZM141 194V195H142ZM147 194V193H146ZM179 193H177V195H178ZM198 194V193H197ZM196 194V195H197ZM0 195H1V193H0ZM25 195V194H24ZM23 195V196H24ZM51 196H52V194H50ZM59 195H61V194H59ZM85 195V194H84ZM95 195V194H94ZM99 195V194H98ZM139 195V194H138ZM182 195V194H181ZM186 195V194H185ZM184 195V196H185ZM212 195V194H211ZM20 196V195H19ZM32 196V195H31ZM36 196V195H35ZM56 196V195H55ZM62 196V195H61ZM79 196V195H78ZM89 196V195H88ZM93 196V195H92ZM113 196V195H112ZM125 196V195H124ZM130 196V195H129ZM163 196V195H162ZM165 196V195H164ZM203 196V195H202ZM25 197V196H24ZM37 197V196H36ZM39 197H41V196H39ZM44 197H46V196H44ZM63 197V196H62ZM61 197V198H62ZM76 197V196H75ZM96 197V196H95ZM149 197V196H148ZM147 197V198H148ZM166 197V196H165ZM188 197V196H187ZM192 197V196H191ZM199 197V196H198ZM47 198V197H46ZM50 198V197H49ZM56 198V197H55ZM101 198V197H100ZM104 198V197H103ZM111 198V197H110ZM117 198V197H116ZM142 198H143V196H142ZM146 198V197H145ZM213 198H214V196H213ZM40 199V198H39ZM93 199V198H92ZM114 199V198H113ZM129 199V198H128ZM157 199V198H156ZM155 199V200H156ZM166 199V198H165ZM195 199V198H194ZM204 199V198H203ZM32 200V199H31ZM82 200V199H81ZM80 200V201H81ZM94 200V199H93ZM96 200V199H95ZM94 200V201H95ZM104 200V199H103ZM110 200V199H109ZM127 200V199H126ZM149 200V199H148ZM154 200V201H155ZM200 200V199H199ZM83 201V200H82ZM142 201H144L143 199H142ZM147 201V200H146ZM152 201V200H151ZM157 201V200H156ZM181 202H183L182 200H180ZM190 201V200H189ZM198 201V200H197ZM200 201H202V200H200ZM22 202V201H21ZM29 202V201H28ZM31 202V201H30ZM73 202V201H72ZM85 202V201H84ZM88 202V201H87ZM99 202V201H98ZM108 202V201H107ZM111 202V201H110ZM115 202H117V201H115ZM126 202V201H125ZM169 202V201H168ZM174 202H175V200H174ZM207 202V201H206ZM0 203H2V202H0ZM23 203V202H22ZM27 203V202H26ZM44 203H45V201H44ZM55 203V202H54ZM71 203V202H70ZM103 203V202H102ZM120 203V202H119ZM144 203V202H143ZM152 203V202H151ZM156 203V202H155ZM154 203V204H155ZM11 204V203H10ZM10 204H8V205H10ZM34 204V203H33ZM62 204V203H61ZM65 204V203H64ZM63 204V205H64ZM86 204V203H85ZM90 204H92V203H90ZM96 204V203H95ZM105 204V203H104ZM110 203H108V205H109ZM159 204V203H158ZM170 204V203H169ZM181 204V203H180ZM179 204V205H180ZM185 204V203H184ZM4 205V204H3ZM31 205V204H30ZM62 205V206H63ZM71 205V204H70ZM87 205V204H86ZM89 205V204H88ZM113 205V204H112ZM116 205V204H115ZM120 205V204H119ZM118 205V206H119ZM128 205V204H127ZM133 205V204H132ZM171 205V204H170ZM182 205V204H181ZM186 205V204H185ZM11 206V205H10ZM16 206V205H15ZM72 206V205H71ZM92 206H94V205H92ZM100 206V205H99ZM99 206H98V208H99ZM104 206V205H103ZM110 206V205H109ZM154 206V205H153ZM165 206V205H164ZM189 206V205H188ZM207 206V205H206ZM4 207V206H3ZM22 207V206H21ZM36 207V206H35ZM149 207V206H148ZM148 207H146V208H148ZM169 207V206H168ZM181 207V206H180ZM6 208V207H5ZM23 208V207H22ZM63 208V207H62ZM104 208H105V206H104ZM122 208V207H121ZM164 208V207H163ZM166 208V207H165ZM185 208H187V207H185ZM184 208V209H185ZM201 208V207H200ZM8 209V208H7ZM6 209V210H7ZM39 209H40V207H39ZM38 209V210H39ZM52 209V208H51ZM60 209V208H59ZM88 209V208H87ZM92 209H94V207L92 208ZM118 209V208H117ZM132 209V208H131ZM154 209V208H153ZM161 209V208H160ZM174 209V208H173ZM177 209V208H176ZM181 209V208H180ZM182 209H183V207H182ZM181 209V210H182ZM238 209V208H237ZM28 210V209H27ZM32 210V209H31ZM30 210V211H31ZM35 210V209H34ZM33 210V211H34ZM63 210V209H62ZM66 210V209H65ZM65 210L63 211L64 213H65ZM75 210V209H74ZM74 210H72V211H74ZM84 210V209H83ZM89 210H90V208H89ZM97 210V209H96ZM95 210V211H96ZM118 210H120V209H118ZM117 210V211H118ZM136 210V209H135ZM10 211H11V208H10ZM25 211V210H24ZM24 211H23V213H24ZM29 211V212H30ZM42 211V210H41ZM50 211V210H49ZM67 211V210H66ZM71 211V210H70ZM69 211V212H70ZM78 211H79V209H78ZM82 211V210H81ZM98 211V210H97ZM106 211V210H105ZM143 211V210H142ZM165 211V210H164ZM176 211V210H175ZM211 211V210H210ZM6 212V211H5ZM5 212H4V214H5ZM8 212V211H7ZM18 212V211H17ZM20 212V211H19ZM36 212V211H35ZM104 212V211H103ZM119 212H121V210L119 211ZM136 212V211H135ZM184 212H185V210H184ZM207 212V211H206ZM209 212V211H208ZM26 213H28V212H26ZM74 213H75V211H74ZM77 213V212H76ZM86 213V215H87V212H85ZM97 213H100V212H97ZM111 213V212H110ZM114 213H116V212H114ZM124 213V212H123ZM146 213V212H145ZM177 213V212H176ZM221 213H223V214H226V215H228V216H233V215H235V214H237L238 212L235 210V207H234V204H233V202L232 201H226V202H220L219 203V206H218V208H217V210H214L213 212H212V215H213V218H216V219H219L220 218V214ZM2 214H3V211H2ZM29 214V213H28ZM36 214V213H35ZM34 214V215H35ZM46 214V213H45ZM58 214V213H57ZM57 214L55 215L56 216V219L58 218L57 217ZM61 214V213H60ZM79 214V213H78ZM102 214V213H101ZM153 214V213H152ZM156 214V213H155ZM165 214H166V212H165ZM179 214H181L180 212L178 213V215ZM200 214V213H199ZM204 214H207V213H204ZM6 215V214H5ZM68 215V214H67ZM88 215H89V211H88ZM143 215V214H142ZM147 215V214H146ZM145 215V216H146ZM150 215V214H149ZM42 216V215H41ZM70 216V215H69ZM68 216V217H69ZM95 216V215H94ZM102 216V215H101ZM117 216V215H116ZM161 216V215H160ZM180 216V215H179ZM202 216V215H201ZM208 216V215H207ZM207 216H205L206 218H207ZM211 216V214H209V217ZM47 217V216H46ZM64 217V216H63ZM74 217V216H73ZM89 217V216H88ZM92 217V216H91ZM100 217V216H99ZM109 217H110V215H109ZM112 217V216H111ZM158 217H159V215H158ZM183 217H185V216H183ZM208 217V218H209ZM233 217H235V216H233ZM8 218V217H7ZM6 218V219H7ZM15 218V217H14ZM101 218V217H100ZM107 218V217H106ZM105 218V219H106ZM115 218V217H114ZM138 218V217H137ZM140 218V217H139ZM143 218V217H142ZM12 219V218H11ZM19 219V218H18ZM23 219V218H22ZM32 219V218H31ZM41 219V218H40ZM45 219V218H44ZM62 219H64V218H62ZM99 219V218H98ZM136 219V218H135ZM141 219V218H140ZM146 219V218H145ZM153 219V218H152ZM210 219V218H209ZM17 220V219H16ZM33 220V219H32ZM36 221H37V219H35ZM69 219H67V221H68ZM75 220H78L77 218H75ZM81 220V219H80ZM115 220V219H114ZM147 220V219H146ZM184 220V219H183ZM4 221H6V220H4ZM29 221H31V220H29ZM34 222V223H37V222ZM45 221V220H44ZM56 221V220H55ZM65 221V220H64ZM71 221V220H70ZM87 221V220H86ZM108 221V220H107ZM190 221H191V219H190ZM189 221V222H190ZM196 221V220H195ZM236 221V220H235ZM234 221V222H235ZM15 222V221H14ZM42 222V221H41ZM83 222H84V220H83ZM91 222V221H90ZM89 222V224H91ZM109 222V221H108ZM112 222V221H111ZM128 222V221H127ZM130 222H131V220H130ZM141 222V221H140ZM143 222V221H142ZM200 222V221H199ZM223 222V221H222ZM24 223V222H23ZM32 223V222H31ZM43 223V222H42ZM55 223V222H54ZM53 223V224H54ZM75 223V222H74ZM77 223V222H76ZM85 223V222H84ZM114 223V222H113ZM151 223V222H150ZM165 223V222H164ZM183 223H184V221L181 223L182 225H183ZM202 223V222H201ZM207 223V222H206ZM9 224V223H8ZM11 224V223H10ZM22 224V223H21ZM39 224H40V222H39ZM66 224V223H65ZM85 224H87V223H85ZM92 224H95L94 222L92 223ZM100 224V223H99ZM107 225H108V223H106ZM128 224V223H127ZM136 224V223H135ZM144 224H145V222H144ZM149 224V223H148ZM147 224V225H148ZM167 224V223H166ZM197 224V223H196ZM209 224V223H208ZM262 224H263V227H264V218H263V222H262ZM34 225V224H33ZM41 225V224H40ZM51 225V224H50ZM59 225H61V224H59ZM101 225V224H100ZM111 225V224H110ZM117 225V224H116ZM116 225H114V227L116 226ZM130 225V224H129ZM185 225V224H184ZM184 225L182 226V227H184ZM203 225V224H202ZM215 225V224H214ZM15 226V225H14ZM30 226H31V224H30ZM38 226V225H37ZM44 226V225H43ZM65 226V225H64ZM89 226V225H88ZM102 226H104V225H102ZM109 226V225H108ZM120 226H121V224H120ZM124 226V225H123ZM162 226V225H161ZM166 226V225H165ZM209 226V225H208ZM218 226H219V224H218ZM8 227V226H7ZM39 227V226H38ZM74 227V226H73ZM84 227V226H83ZM112 227H113V225H112ZM122 227V226H121ZM136 227H138V225H136ZM155 227V226H154ZM163 227V226H162ZM205 227V226H204ZM220 227V226H219ZM219 227L217 228V229H219ZM1 228V227H0ZM5 228V227H4ZM18 228V227H17ZM40 228V227H39ZM43 228V227H42ZM48 228V227H47ZM96 228H97V226H96ZM106 228V227H105ZM108 228H110V227H108ZM123 228V227H122ZM129 228V227H128ZM131 228V227H130ZM145 228V227H144ZM150 228V227H149ZM165 228V227H164ZM167 228V227H166ZM185 228V227H184ZM183 228V229H184ZM221 228V227H220ZM2 229V228H1ZM7 229V228H6ZM29 229V228H28ZM76 229V228H75ZM86 229V228H85ZM101 229V228H100ZM99 229V230H100ZM124 229V228H123ZM138 229L139 230H137V231H140V227H138ZM160 229H161V227H160ZM171 229V228H170ZM180 229V228H179ZM200 229V228H199ZM199 229H197L198 231H199ZM204 229V228H203ZM4 230V229H3ZM8 230H10V228L8 229ZM34 230V229H33ZM66 230H67V228H66ZM87 230V229H86ZM106 230H108L109 231V229H106ZM131 230V229H130ZM133 230H134V227H133ZM149 230V229H148ZM151 230V229H150ZM164 229H162V231H163ZM174 230V229H173ZM173 230H172V233H174L173 232ZM41 231H43V230H41ZM48 231V230H47ZM62 231V230H61ZM64 231V230H63ZM101 231H102V229H101ZM113 231V230H112ZM124 231H126V230H124ZM142 231H143V228H142ZM161 231V230H160ZM176 231V230H175ZM179 231H181V230H179ZM220 231V230H219ZM30 233H31V231H29ZM36 232V231H35ZM92 232V231H91ZM94 232V231H93ZM100 232V231H99ZM110 232V231H109ZM130 232H133V231H130ZM145 232V231H144ZM148 232V231H147ZM156 232V231H155ZM166 232H168V230L166 231ZM221 232V231H220ZM219 232V233H220ZM224 232H226L225 230L223 231V233ZM254 232V231H253ZM25 233V232H24ZM40 233V232H39ZM72 233H73V231H72ZM97 233V232H96ZM113 233V232H112ZM127 233V232H126ZM134 233V232H133ZM158 233V232H157ZM189 233V232H188ZM193 233H194V231H193ZM222 233V234H223ZM3 234H4V232H3ZM33 235H34V233H32ZM31 234V235H32ZM58 234V233H57ZM62 234V233H61ZM121 234V233H120ZM119 234V235H120ZM149 234V233H148ZM174 234H176V233H174ZM6 235H8V234H6ZM29 235V234H28ZM111 235V234H110ZM115 235V234H114ZM132 235V234H131ZM139 235H141L142 236V233H140ZM150 235V234H149ZM180 235V234H179ZM186 235V234H185ZM208 235V234H207ZM232 235V234H231ZM55 236V235H54ZM82 236V235H81ZM100 236V235H99ZM116 236V235H115ZM126 236V235H125ZM124 236V237H125ZM143 236H145L144 234H143ZM162 236H165V234L163 235L162 234ZM176 236V235H175ZM191 236V235H190ZM195 236V235H194ZM206 236V235H205ZM261 236V235H260ZM7 237V236H6ZM11 237V236H10ZM57 237V236H56ZM85 237V236H84ZM107 237V236H106ZM113 237V236H112ZM118 237V236H117ZM133 237V236H132ZM137 237V236H136ZM157 237V236H156ZM173 237V236H172ZM181 237V236H180ZM187 237H188V235H187ZM193 237V236H192ZM197 237H200V236H197ZM204 237V236H203ZM33 238V237H32ZM148 238V237H147ZM150 238V237H149ZM184 238V237H183ZM196 238V237H195ZM210 238H212V237H210ZM7 239V238H6ZM26 239V238H25ZM56 239V238H55ZM57 239H58V237H57ZM70 239V238H69ZM109 239V238H108ZM131 239V238H130ZM185 239V238H184ZM187 239V238H186ZM193 239H194V237H193ZM206 239H208V237L206 238ZM213 239V238H212ZM227 239V238H226ZM8 240V239H7ZM13 240V239H12ZM49 240V239H48ZM73 240V239H72ZM107 240V239H106ZM116 239H114V241H115ZM137 240V239H136ZM143 240V239H142ZM145 240V239H144ZM169 240H170V238H169ZM195 240V239H194ZM218 240V239H217ZM238 240V239H237ZM14 241V240H13ZM19 241V240H18ZM23 241V240H22ZM50 241V240H49ZM55 241V240H54ZM53 241V242H54ZM58 241H59V239H58ZM65 241V240H64ZM69 241V240H68ZM79 241V240H78ZM107 241H109V240H107ZM164 241H167V240H164ZM171 241V240H170ZM169 241V242H170ZM189 241V240H188ZM205 241V240H204ZM239 241V240H238ZM243 241V240H242ZM248 241V240H247ZM6 242V241H5ZM4 242V243H5ZM15 242V241H14ZM46 242H48V241H46ZM138 242H142V241H138ZM138 242H137V244H138ZM145 242V241H144ZM143 242V243H144ZM154 242V241H153ZM159 242V241H158ZM202 242H203V240H202ZM241 242V241H240ZM244 242V241H243ZM252 242H253V240H252ZM1 243H2V241H1ZM24 243V242H23ZM31 243V242H30ZM30 243H28V245H30ZM38 243V242H37ZM45 243V242H44ZM64 243V242H63ZM102 243V242H101ZM114 243V242H113ZM136 243V242H135ZM134 243V244H135ZM168 243V242H167ZM166 243V244H167ZM174 243H177V242H174ZM184 243V242H183ZM190 243V242H189ZM192 243V242H191ZM195 243V242H194ZM205 243V242H204ZM203 243V244H204ZM231 243V242H230ZM239 243V242H238ZM250 243V242H249ZM260 243V242H259ZM14 244V243H13ZM54 244V243H53ZM71 244H72V242H71ZM84 244H86V243H84ZM126 244H127V242H126ZM125 244V245H126ZM132 244V243H131ZM148 244V243H147ZM151 245H153L152 243H150ZM163 244V243H162ZM161 244V245H162ZM166 244H164V246L166 245ZM181 244V243H180ZM179 244V245H180ZM242 244H244V243H242ZM241 244V245H242ZM104 245V244H103ZM106 245V244H105ZM118 245V244H117ZM168 245V244H167ZM170 245V244H169ZM185 245H187V244H185ZM222 246H223V244H221ZM231 245V244H230ZM229 245V246H230ZM253 245V244H252ZM251 245V246H252ZM13 246V245H12ZM37 245H35V247H36ZM41 246V245H40ZM126 246H128V245H126ZM140 246H141V244H140ZM139 246V247H140ZM150 246V245H149ZM163 246V247H164ZM199 246V245H198ZM245 246V245H244ZM255 246H256V244H255ZM4 247H6V245L4 246ZM3 247V248H4ZM11 247V246H10ZM44 247V246H43ZM93 247V246H92ZM132 246H130V248H131ZM134 247V246H133ZM162 247V248H163ZM166 247V246H165ZM169 247V246H168ZM181 247V246H180ZM212 247V246H211ZM231 247H232V245H231ZM1 248V247H0ZM57 248V247H56ZM129 248V247H128ZM127 248V249H128ZM137 248V247H136ZM144 248H146V247H144ZM144 248H140V249H144ZM150 248V247H149ZM159 248L161 249V247L159 246ZM208 248V247H207ZM2 249V248H1ZM25 249V248H24ZM40 249V248H39ZM53 249H55V248H53ZM61 249V248H60ZM119 249V248H118ZM134 249V248H133ZM158 249V248H157ZM165 249V248H164ZM192 249V248H191ZM204 249V248H203ZM246 249V248H245ZM29 250V249H28ZM52 250V249H51ZM84 250V249H83ZM124 250H126V249H124ZM139 250V249H138ZM148 250V247H147V249H146V251ZM149 250H151V249H149ZM176 250V249H175ZM200 250V249H199ZM206 250V249H205ZM217 250V249H216ZM26 251V250H25ZM24 251V252H25ZM40 251V250H39ZM38 251V252H39ZM70 251H72V250H70ZM77 251H78V249H77ZM127 251V250H126ZM144 251H145V249H144ZM143 251V252H144ZM161 251V250H160ZM195 251H197V250H195ZM260 251H262V250H260ZM1 252V251H0ZM6 252V251H5ZM15 252V251H14ZM28 252V251H27ZM91 253H92V251H90ZM132 252V251H131ZM139 252V251H138ZM142 252V253H143ZM148 252V251H147ZM168 252V251H167ZM31 253V252H30ZM37 253V252H36ZM57 253H58V251H57ZM76 253V252H75ZM128 253V252H127ZM137 253V252H136ZM148 253H150V252H148ZM197 253V252H196ZM212 253V252H211ZM213 253H215V252H213ZM212 253V254H213ZM217 253V252H216ZM230 253V252H229ZM242 253V252H241ZM17 254V253H16ZM22 254V253H21ZM32 254V253H31ZM34 254V253H33ZM41 254H42V252H41ZM146 254V253H145ZM144 254V256H146ZM199 254V253H198ZM218 254V253H217ZM225 254V253H224ZM29 255V254H28ZM59 255V254H58ZM58 255H57V258H58ZM82 255V254H81ZM131 255V254H130ZM153 255V254H152ZM230 255V254H229ZM33 256V255H32ZM60 256V255H59ZM93 256H94V253H93ZM216 256V255H215ZM241 256V255H240ZM264 256V255H263ZM262 256V257H263ZM23 257V256H22ZM43 257V256H42ZM131 257V256H130ZM138 257V256H137ZM137 257H135V259H137ZM171 257H172V254H171ZM175 257H176V255H175ZM183 257H184V255H183ZM185 257H187V256H185ZM189 257V256H188ZM194 257V256H193ZM203 257V256H202ZM206 257H208L207 255H206ZM211 257V256H210ZM222 257V256H221ZM233 257V256H232ZM232 257H230V258H232ZM249 257V256H248ZM38 258V257H37ZM182 258V257H181ZM199 258H200V256H199ZM255 258V257H254ZM82 259V258H81ZM143 259V258H142ZM145 259V258H144ZM178 259V258H177ZM196 259V258H195ZM228 259V258H227ZM247 259V258H246ZM78 260V259H77ZM91 260V259H90ZM171 260V259H170ZM187 260V259H186ZM204 260V259H203ZM205 260H207L206 258H205ZM214 260V259H213ZM232 260V259H231ZM231 260H230V262H231ZM239 260V259H238ZM244 260V259H243ZM27 261V260H26ZM37 261V260H36ZM55 261V260H54ZM141 261H143V260H141ZM188 261V260H187ZM201 261V260H200ZM241 261V260H240ZM245 261V260H244ZM253 261V260H252ZM251 261V262H252ZM28 263L30 262L31 263V261H27ZM37 262H39V261H37ZM49 262V261H48ZM61 262V264H62V261H60ZM59 262V263H60ZM64 262H65V260H64ZM81 262V261H80ZM84 262V261H83ZM91 262H92V260H91ZM170 262V261H169ZM171 262H173V261H171ZM235 262H236V260H235ZM40 263H43L44 264V261L42 260V261H40ZM51 263V262H50ZM53 263H55V262H53ZM196 263V262H195ZM200 263V262H199ZM244 263V262H243ZM261 263V262H260ZM26 264V263H25ZM39 264V263H38ZM67 264H68V262H67ZM80 264V263H79ZM84 264V263H83ZM171 264V263H170ZM179 264V263H178ZM214 264V263H213ZM218 264V263H217ZM229 264H231V263H229ZM240 264V263H239Z\"/></svg>",
  "mask_w": 264,
  "mask_h": 264
},
{
  "label": "trees",
  "instance_id": "trees-1",
  "mask_svg": "<svg viewBox=\"0 0 264 264\" xmlns=\"http://www.w3.org/2000/svg\"><path fill=\"white\" fill-rule=\"evenodd\" d=\"M264 15V14H263ZM232 23V22H231ZM231 29H232V31L234 32V33H236V31L235 30H237V28H236V26L232 23V25H231ZM237 32H238V30H237ZM238 34H239V32H238ZM239 36H240V34H239Z\"/></svg>",
  "mask_w": 264,
  "mask_h": 264
}]
</instances>
